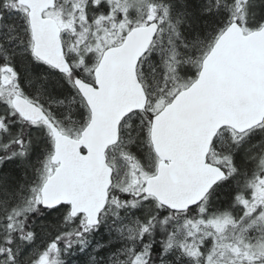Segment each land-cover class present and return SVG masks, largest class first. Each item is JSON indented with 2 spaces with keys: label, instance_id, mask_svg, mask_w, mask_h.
<instances>
[{
  "label": "snow or ice",
  "instance_id": "snow-or-ice-1",
  "mask_svg": "<svg viewBox=\"0 0 264 264\" xmlns=\"http://www.w3.org/2000/svg\"><path fill=\"white\" fill-rule=\"evenodd\" d=\"M0 264H264V0H0Z\"/></svg>",
  "mask_w": 264,
  "mask_h": 264
}]
</instances>
